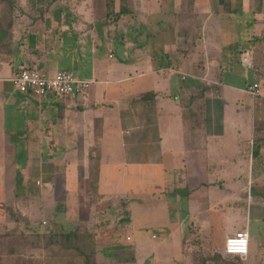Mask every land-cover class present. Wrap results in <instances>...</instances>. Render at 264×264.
<instances>
[{"label": "crops", "instance_id": "crops-1", "mask_svg": "<svg viewBox=\"0 0 264 264\" xmlns=\"http://www.w3.org/2000/svg\"><path fill=\"white\" fill-rule=\"evenodd\" d=\"M16 1L12 37L5 49L0 44V140L9 141L0 147L72 142L80 148L70 163L80 194L84 189L108 200L130 191V179H156L151 193L160 200L159 186L170 198L163 216L178 225L184 199L177 187L183 185L187 215L202 216L210 228L219 221L227 236L236 230L227 214L241 210L246 198L250 219H264V175L254 179L252 172L250 186L246 176L247 158H259L264 171V99L247 89L259 80L264 94V0ZM103 48L114 54H101ZM55 63L93 80L90 88L67 98L38 97L21 93L9 79L24 66ZM190 110L193 122L185 117ZM67 156L64 151L42 166L45 178H63L66 189ZM211 197L213 205L206 201ZM221 197L230 200V209L234 204L232 210L221 207ZM214 254L244 264L263 260L251 241L245 257ZM190 258L197 263L192 253Z\"/></svg>", "mask_w": 264, "mask_h": 264}, {"label": "rangeland", "instance_id": "rangeland-1", "mask_svg": "<svg viewBox=\"0 0 264 264\" xmlns=\"http://www.w3.org/2000/svg\"><path fill=\"white\" fill-rule=\"evenodd\" d=\"M113 43L119 45L120 41ZM109 52L114 54L112 49ZM109 52L104 48L101 50V54ZM131 59L136 61V57ZM63 61H69V56H65ZM65 67L70 69L68 66ZM59 68V63H55L51 67L42 69L49 75H54ZM146 70L150 68L146 67ZM70 71L77 73L73 69ZM190 73L188 76L193 77L192 72ZM170 75L172 76L173 73ZM210 85L213 87L215 83ZM21 110L20 114L26 111L24 108ZM185 117L192 122L195 120L192 110L186 112ZM227 133L233 135L234 132L229 130ZM0 142L9 143L1 140ZM38 143L33 142L32 145L35 146L32 147H26L25 142H19L17 147H0V234H10V241L15 245L13 248L15 255L23 254L26 264H85L83 256L76 250L65 249L57 244L50 246L45 244L49 228L62 231L70 230L75 226H82L83 230L86 228L89 233L94 234L88 239L89 245L86 249L89 250L91 247L95 249L93 260L97 264H176L177 258L180 264H192L191 253L196 258V262L201 256H205L209 264H244L241 258L223 255L216 257L217 254L214 252H225L227 228L219 221L210 228L205 224L202 216L193 213L187 215L188 198L184 196V185L177 187L182 190L180 194L184 199V205L180 210L181 224L178 225L163 216L170 198L159 186L157 187L161 194L160 200L151 193L152 186L151 184L149 186V183L154 180L156 182V179H143L144 183H140L141 180L130 179V191L124 196L98 201V195L95 193L88 194L87 191L84 193V189L81 194L79 193L81 182L70 163L75 162L80 148L72 147V142H69L67 147L56 148L48 145L40 147ZM44 143L47 144L48 141ZM230 145H233L232 140ZM64 151L66 154L69 153L67 157L70 160L67 162L69 169L67 189L63 178L48 180L42 173V166L52 157L62 155ZM230 153L229 151L228 155ZM32 158L34 163L29 162ZM117 170L111 172L113 174L111 176L118 175ZM154 172L158 176L163 169ZM252 172L254 179L258 174L264 175L259 158H247L246 176L249 186L252 185ZM145 174L148 175V172L146 171ZM215 175L211 174V176ZM82 181L86 185V179ZM158 181L159 185L163 184V179ZM91 182L94 185L93 177ZM88 198L94 200L96 205L89 208ZM206 201L211 205L214 203L212 197ZM217 202L222 203L221 207L225 209H233V203L231 209L229 207L230 200L221 197ZM249 202L246 198L241 210L235 214H227L226 222H229L236 229L235 231H250L251 248L260 253V257L263 258L260 263L264 264V219L258 222L250 219ZM3 205L11 207L14 214L12 215ZM221 207L217 210L221 211ZM74 218H81L82 222L75 223L77 221ZM66 221L68 224H65ZM19 231L25 232L36 244H25L23 240L17 238ZM130 234L133 239H128ZM6 239V237L0 239V251L5 249ZM194 240H197V244ZM207 252L211 253L210 256L205 255ZM5 262L3 264L12 263V261Z\"/></svg>", "mask_w": 264, "mask_h": 264}, {"label": "built area", "instance_id": "built-area-1", "mask_svg": "<svg viewBox=\"0 0 264 264\" xmlns=\"http://www.w3.org/2000/svg\"><path fill=\"white\" fill-rule=\"evenodd\" d=\"M9 79L21 93L38 97L55 95L59 98H67L73 94L84 93L93 82V80L74 74L69 69L60 68L54 75H49L47 71L31 66L19 68ZM247 89L252 95H259L264 99L259 80L250 83ZM128 237L130 238V236ZM249 243L248 230L233 232L226 238L225 253L238 254L245 257L249 252Z\"/></svg>", "mask_w": 264, "mask_h": 264}, {"label": "trees", "instance_id": "trees-1", "mask_svg": "<svg viewBox=\"0 0 264 264\" xmlns=\"http://www.w3.org/2000/svg\"><path fill=\"white\" fill-rule=\"evenodd\" d=\"M0 2L2 3V9L0 12V26H1L0 44L2 48L5 49L9 44L8 42L10 41V38L12 37L10 28L11 25L13 24V19L10 16V14L13 13L14 9L17 7V1L0 0ZM126 11L127 10L123 8L120 13ZM90 170H91V177H93V179L96 180L97 174L93 165H91ZM3 206H5L11 212L12 215L14 214L11 207H8L6 205ZM48 230H49V234L47 236V239L45 240V244L47 246L57 244L59 247L65 249H74L83 256L85 264H97L95 260H93V255L96 253L95 249L92 247L89 250L86 249V247L89 245L88 239L94 236V234L89 233L86 228H84L83 230L82 226H75L70 230L64 229L62 231H57L56 229L53 228H49ZM3 237H6L7 239H6L5 249L0 251V264H3L4 261H6L5 263H7L8 261H12L11 264H26V258H24L23 254H18V256L15 255L13 249L15 245L13 242L10 241L11 239L10 234L9 233H5V235L0 234V239ZM17 238L23 240L25 244L26 243L33 245L36 244L34 241L30 240V238L27 236L25 232L22 231H19ZM194 242L197 244V240H194ZM216 257H220V255H217ZM196 264H209L208 258H206L205 256H201L200 260Z\"/></svg>", "mask_w": 264, "mask_h": 264}]
</instances>
